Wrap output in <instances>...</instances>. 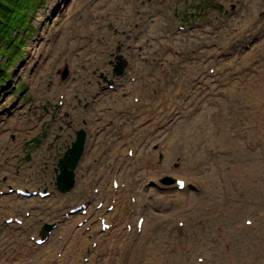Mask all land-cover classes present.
I'll return each instance as SVG.
<instances>
[{
  "label": "rangeland",
  "instance_id": "rangeland-1",
  "mask_svg": "<svg viewBox=\"0 0 264 264\" xmlns=\"http://www.w3.org/2000/svg\"><path fill=\"white\" fill-rule=\"evenodd\" d=\"M102 1L37 0L33 30L24 32L29 33L25 48L9 68L11 82L0 87V219L12 204L22 212L31 210L30 230L40 233L45 223L54 225L42 246L24 229L3 225L2 252L10 253L14 240L21 238L34 249L25 248L27 258L17 256L13 264H179V259L183 264L264 263V178L262 191L256 188V178L252 185L244 181L256 162L264 173V141L254 139L257 129L264 132V0H128L127 14L119 19L103 13L98 5ZM94 8L100 12L94 19V41H86L84 31L76 38L84 14ZM201 19L204 25L205 20L213 23L183 33L188 26L180 22ZM211 24L213 37L208 34ZM201 41L202 48L193 53L191 47ZM1 49L7 46L2 43ZM210 53L213 59L207 61ZM118 55L132 65L122 75H113L110 63ZM0 63H8L5 54ZM65 68L70 71L67 79ZM110 78L118 80L117 90L92 98ZM92 100L93 106H85ZM99 113L92 150L100 164L98 187L79 183L58 191L55 178L61 159L76 133L85 129L86 116L95 120ZM196 118L202 120V129L212 128L207 143L194 160L168 159L167 137L170 140L181 122ZM138 137L144 139L140 150ZM87 141L85 135L84 148ZM82 158L78 162L84 167L77 163L74 179L92 162ZM151 172L158 175L151 178ZM168 177L173 180L164 181ZM179 178L186 190L177 189ZM214 178L218 184L211 195L207 191ZM114 179L120 188H113ZM12 184L48 188L51 194L44 200L38 193L33 195L38 198L8 195ZM80 189L89 193L82 200ZM131 195L138 198L136 205ZM178 199L184 201L174 202ZM84 201H90L86 216L68 212L69 205ZM204 209L211 212L201 217ZM140 216L143 229L137 226ZM100 217L113 228L102 230ZM221 222L225 228L217 225ZM62 235L67 242L75 235L76 245L66 252L70 255L62 262H44L50 252L67 251L69 243ZM0 264H5L2 259Z\"/></svg>",
  "mask_w": 264,
  "mask_h": 264
},
{
  "label": "bare ground",
  "instance_id": "bare-ground-1",
  "mask_svg": "<svg viewBox=\"0 0 264 264\" xmlns=\"http://www.w3.org/2000/svg\"><path fill=\"white\" fill-rule=\"evenodd\" d=\"M127 3H128V0H119V1L104 0L98 5L103 6V9H104L103 13H105L106 15H109V16H113V18H115L117 16L116 19H119L122 16H126L127 9H128V7L126 6ZM119 5L121 6L120 8H118ZM96 7H98V6H96ZM99 13L100 12H97L96 8H94V9H92L89 12H86L84 14L83 21H81V23L78 26L79 31L75 32L76 38H81L83 35V37L86 39V41H90V40L94 41V35L96 32L95 26H94V19L97 17V14H99ZM158 21L159 20H156V22H158ZM155 27H157V26H154L153 28H155ZM82 31H84L85 34L80 35L82 33ZM58 42H59V38L56 39V43H58ZM163 83L164 82H162V84ZM222 106L223 105H221V107ZM217 117H218V113L212 120L213 126H215V124L218 121ZM209 120H210V118H209ZM191 121L192 120H186V121L181 122L175 128L174 132H172L170 140L167 137L166 149H167L168 159L172 160L173 158L175 159L177 156H181L187 162H189L190 160H194L198 156V154L200 153L202 146L205 143H207L209 134L212 132V128L207 127L205 129H202L200 127L202 124V120L200 118H196L194 121H192V122ZM254 139H258L259 141H264V132L257 129L255 131ZM192 141H194V142L192 143ZM213 142H214V138H212V143ZM255 154L256 155H254V157L257 161L260 157V154L258 152H256ZM256 163H257V165H255V167L253 168V171H252L253 173L251 175L247 176L244 179V181L247 182L249 185H252L254 178H256L257 179V183L255 184L256 188H258L259 190L262 191L263 185L260 182V180L264 178V173H263L262 167L259 165V163L258 162H256ZM196 164L197 163L193 162V165H196ZM219 171L220 170H218L216 172H219ZM152 175H154V176H152ZM157 175H158L157 172L149 173V176H152L151 178H155ZM215 184L216 185L218 184V182L216 181V178H214L213 181L210 180V185H209L207 192L209 194H211V191H212L211 195H214V188L217 187ZM184 190H186V188ZM162 199H163V201L165 200V198L163 196H162ZM158 200H160V198H157V201ZM183 201L184 200H182V199L174 200V202H177V203L183 202ZM137 203H138V198L135 200L134 204L136 205ZM113 210H115V208ZM184 211H186V210H184ZM199 211H201V208L199 209ZM210 212L211 211H209V210L203 211L201 213V217L209 215ZM163 218H165V217H163ZM223 224L224 223L221 222V223H218L217 225L224 227ZM43 233H47V231H43ZM72 239L73 238H71V240L69 242L70 244L73 241ZM72 254H75L76 257H78L77 256L78 251L75 252L74 250H72ZM263 254H264V248L262 249V255ZM65 257H66L65 254H62L59 260L63 261ZM191 257H192V251H190L188 258L192 259ZM166 263H167V261L164 264H166ZM179 264H183V261L181 259H179ZM242 264H246V262H244ZM262 264H264V263H262Z\"/></svg>",
  "mask_w": 264,
  "mask_h": 264
},
{
  "label": "trees",
  "instance_id": "trees-1",
  "mask_svg": "<svg viewBox=\"0 0 264 264\" xmlns=\"http://www.w3.org/2000/svg\"><path fill=\"white\" fill-rule=\"evenodd\" d=\"M36 3L37 0H0V46L2 43L7 46L6 50H0V55L8 57V63H0V87L11 82L9 68L25 48L29 33L24 32L33 30L30 22ZM14 30L18 32L12 36Z\"/></svg>",
  "mask_w": 264,
  "mask_h": 264
},
{
  "label": "water",
  "instance_id": "water-1",
  "mask_svg": "<svg viewBox=\"0 0 264 264\" xmlns=\"http://www.w3.org/2000/svg\"><path fill=\"white\" fill-rule=\"evenodd\" d=\"M118 64L114 67V75H122L124 73V68L127 66L126 60H124L121 56L117 57ZM68 75V68H65L63 73V79H65ZM77 139L72 144V147L68 149L66 155L61 159L59 163L60 174L57 177V185L59 189L63 192L70 189L74 186V172L73 169L76 167L80 157L84 151V139L85 133L83 130L76 133ZM165 181H172V178H167Z\"/></svg>",
  "mask_w": 264,
  "mask_h": 264
},
{
  "label": "flooded vegetation",
  "instance_id": "flooded-vegetation-1",
  "mask_svg": "<svg viewBox=\"0 0 264 264\" xmlns=\"http://www.w3.org/2000/svg\"><path fill=\"white\" fill-rule=\"evenodd\" d=\"M235 8H236V6L234 7V5H232V8H231V9L234 10ZM223 9H224V10H223ZM222 10H223V12H224L225 14H228V12H229V10H228L227 8H224V7L221 5V11H222ZM207 16H208V15H207ZM200 21H201V22H200ZM200 21H192L190 24H186V23H184V22H183V23L180 22V25H181L182 27H185V28H186V26H188V28H187L186 30H184L183 33L187 34V33L191 32V31H194V29H195V30H198V28L203 29V28L205 27L206 24H208V23H213V22H210L209 20H205L206 24L204 25V20L201 19ZM210 28H211V29H209L208 34H212L211 37H213V36H214V26L211 24ZM173 35H174V34H173ZM169 37H171V39L173 40L172 35H169ZM195 39L198 40L197 38H195ZM184 44H187V41H186ZM170 46H171V45H170ZM202 46H203V41H201V43H200V42L195 43V45H193V46L191 47L193 53L197 52V50H199L200 48H202ZM211 47H213V41H212ZM210 55H213V53H210ZM110 64H111L112 66H114V62H111ZM105 82H106V84L109 83V82H115V79H114V78L106 79ZM100 89H102V90L104 89L103 91H109L108 88H107L106 86H105V87H100ZM95 90H96V89H95ZM92 98H96V96H95V97H92ZM94 102H95V100H92V101H86V102H85V106H89V107H91V106L94 105ZM35 140H37V142H39V141H38L39 139H35ZM54 171L56 172L57 169L55 168Z\"/></svg>",
  "mask_w": 264,
  "mask_h": 264
},
{
  "label": "crops",
  "instance_id": "crops-1",
  "mask_svg": "<svg viewBox=\"0 0 264 264\" xmlns=\"http://www.w3.org/2000/svg\"><path fill=\"white\" fill-rule=\"evenodd\" d=\"M0 261H1V259H0Z\"/></svg>",
  "mask_w": 264,
  "mask_h": 264
},
{
  "label": "snow or ice",
  "instance_id": "snow-or-ice-1",
  "mask_svg": "<svg viewBox=\"0 0 264 264\" xmlns=\"http://www.w3.org/2000/svg\"><path fill=\"white\" fill-rule=\"evenodd\" d=\"M182 186V185H181Z\"/></svg>",
  "mask_w": 264,
  "mask_h": 264
}]
</instances>
